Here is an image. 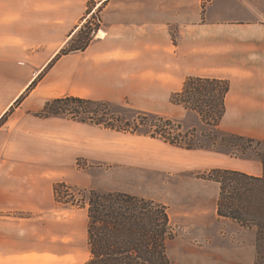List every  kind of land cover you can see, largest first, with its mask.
I'll list each match as a JSON object with an SVG mask.
<instances>
[{
	"label": "crops",
	"instance_id": "crops-1",
	"mask_svg": "<svg viewBox=\"0 0 264 264\" xmlns=\"http://www.w3.org/2000/svg\"><path fill=\"white\" fill-rule=\"evenodd\" d=\"M93 13L99 24L89 44L48 66ZM187 76L227 79L219 130L264 141V0H0V93L10 94L0 102V264H81L90 255L86 207L58 204L54 184L96 187L107 147L100 139L119 132L36 116L45 101L127 103L189 129L202 124L199 114L170 100ZM150 138L183 153V169L262 173L258 158Z\"/></svg>",
	"mask_w": 264,
	"mask_h": 264
},
{
	"label": "trees",
	"instance_id": "trees-1",
	"mask_svg": "<svg viewBox=\"0 0 264 264\" xmlns=\"http://www.w3.org/2000/svg\"><path fill=\"white\" fill-rule=\"evenodd\" d=\"M91 10L88 11V13ZM98 25L91 27L87 21L59 49L48 63L50 66L60 56L83 50L92 39ZM81 42L73 44L75 38ZM38 75L15 100L18 104L34 88ZM229 90L227 79L187 76L182 89L173 92L170 100L197 112L202 122L220 133L221 141L238 148L245 144H259L242 135L219 130L225 113V96ZM113 103L74 95H63L45 101L34 114L39 117L62 115L67 118L99 125L118 132H130L158 138L170 145L185 148H205L196 143L193 130H181V123L147 111H136L132 119L114 112ZM245 149V148H243ZM262 163V173L252 175L244 171L213 167L202 172L201 178L219 184L216 201L218 217L230 219L244 228L256 229L255 247L257 261H264V151L257 153ZM65 182L54 184L55 200L60 205L86 207L89 258L81 264H171L166 253V243L173 237V229L166 206L152 199L121 191L100 192L82 190V197L68 196ZM87 191V192H85Z\"/></svg>",
	"mask_w": 264,
	"mask_h": 264
},
{
	"label": "rangeland",
	"instance_id": "rangeland-1",
	"mask_svg": "<svg viewBox=\"0 0 264 264\" xmlns=\"http://www.w3.org/2000/svg\"><path fill=\"white\" fill-rule=\"evenodd\" d=\"M98 16V13H93L83 23L90 21L94 27L99 24ZM80 40V37L75 38L73 44ZM3 83L12 84L5 78ZM9 95L8 92L0 93V102H5ZM113 110L128 119H132L137 111L127 103H118ZM190 129H194L195 142L206 146L200 149L243 158H258L257 153L264 151V141L250 146L241 144L243 146L238 148L226 145L221 141L220 133L203 122L189 129L181 124L182 131ZM100 142L107 147H104V158L95 164L99 172L97 188L90 189L126 192L165 205L174 234L166 243L171 264H264V261L256 259V229L244 228L230 219L217 216V184L200 177L204 170L183 169V153L158 148L150 136L130 132L112 136L106 133ZM77 164L85 166L82 160ZM68 187L72 188L71 195L76 199L82 197L81 189H86Z\"/></svg>",
	"mask_w": 264,
	"mask_h": 264
},
{
	"label": "built area",
	"instance_id": "built-area-1",
	"mask_svg": "<svg viewBox=\"0 0 264 264\" xmlns=\"http://www.w3.org/2000/svg\"><path fill=\"white\" fill-rule=\"evenodd\" d=\"M64 189H65V191H66L67 193H69V194L73 193L72 188H70V187H68V186H66Z\"/></svg>",
	"mask_w": 264,
	"mask_h": 264
}]
</instances>
